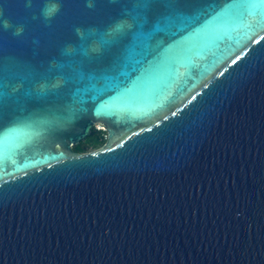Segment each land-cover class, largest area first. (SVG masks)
<instances>
[{
    "label": "water",
    "instance_id": "obj_1",
    "mask_svg": "<svg viewBox=\"0 0 264 264\" xmlns=\"http://www.w3.org/2000/svg\"><path fill=\"white\" fill-rule=\"evenodd\" d=\"M248 3L0 0V264H264Z\"/></svg>",
    "mask_w": 264,
    "mask_h": 264
},
{
    "label": "trees",
    "instance_id": "obj_2",
    "mask_svg": "<svg viewBox=\"0 0 264 264\" xmlns=\"http://www.w3.org/2000/svg\"><path fill=\"white\" fill-rule=\"evenodd\" d=\"M104 134H106L105 131L93 128L92 134L77 144L75 150L85 152L101 147L107 140V137H105Z\"/></svg>",
    "mask_w": 264,
    "mask_h": 264
},
{
    "label": "snow or ice",
    "instance_id": "obj_3",
    "mask_svg": "<svg viewBox=\"0 0 264 264\" xmlns=\"http://www.w3.org/2000/svg\"><path fill=\"white\" fill-rule=\"evenodd\" d=\"M247 12L249 15H259L264 18V0H249ZM55 8L48 9L49 14L54 13Z\"/></svg>",
    "mask_w": 264,
    "mask_h": 264
},
{
    "label": "clouds",
    "instance_id": "obj_4",
    "mask_svg": "<svg viewBox=\"0 0 264 264\" xmlns=\"http://www.w3.org/2000/svg\"><path fill=\"white\" fill-rule=\"evenodd\" d=\"M54 7H55V6H54ZM56 10H58V8H56ZM44 14H45V16H47V14H48V9H47V8L44 10ZM5 27H8L7 22H5ZM20 31H22V29H21V30H18L15 34L18 35Z\"/></svg>",
    "mask_w": 264,
    "mask_h": 264
},
{
    "label": "rangeland",
    "instance_id": "obj_5",
    "mask_svg": "<svg viewBox=\"0 0 264 264\" xmlns=\"http://www.w3.org/2000/svg\"><path fill=\"white\" fill-rule=\"evenodd\" d=\"M101 127H105V126L102 125V124H97V125L95 126V128H96L97 130H99V128H101ZM105 132H106V131H105ZM104 136L106 137L107 135L104 134Z\"/></svg>",
    "mask_w": 264,
    "mask_h": 264
},
{
    "label": "built area",
    "instance_id": "obj_6",
    "mask_svg": "<svg viewBox=\"0 0 264 264\" xmlns=\"http://www.w3.org/2000/svg\"><path fill=\"white\" fill-rule=\"evenodd\" d=\"M99 130L106 131V130H105V127H101V128H99Z\"/></svg>",
    "mask_w": 264,
    "mask_h": 264
},
{
    "label": "flooded vegetation",
    "instance_id": "obj_7",
    "mask_svg": "<svg viewBox=\"0 0 264 264\" xmlns=\"http://www.w3.org/2000/svg\"><path fill=\"white\" fill-rule=\"evenodd\" d=\"M75 146H76V145L72 146V150L77 151V150H75ZM77 152H79V151H77Z\"/></svg>",
    "mask_w": 264,
    "mask_h": 264
}]
</instances>
